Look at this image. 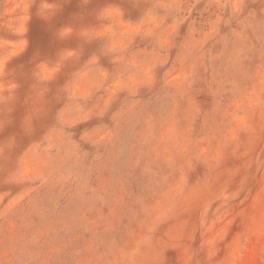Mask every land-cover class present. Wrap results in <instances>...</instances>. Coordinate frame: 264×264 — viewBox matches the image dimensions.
Instances as JSON below:
<instances>
[{
	"label": "rangeland",
	"instance_id": "374dc122",
	"mask_svg": "<svg viewBox=\"0 0 264 264\" xmlns=\"http://www.w3.org/2000/svg\"><path fill=\"white\" fill-rule=\"evenodd\" d=\"M0 264H264V0H0Z\"/></svg>",
	"mask_w": 264,
	"mask_h": 264
}]
</instances>
